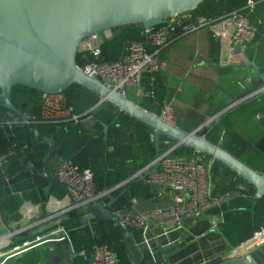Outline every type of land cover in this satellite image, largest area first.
I'll return each mask as SVG.
<instances>
[{
	"label": "crops",
	"instance_id": "obj_1",
	"mask_svg": "<svg viewBox=\"0 0 264 264\" xmlns=\"http://www.w3.org/2000/svg\"><path fill=\"white\" fill-rule=\"evenodd\" d=\"M213 30L225 31L226 34V38L219 42L216 61L210 54V31L207 29H200L177 38L160 52V59L166 64L161 75L165 89L164 100L167 98L173 100L176 126L188 131H194L212 118L226 116L227 128L221 131L219 143H223L228 152L249 167L262 173L264 154L256 149L255 144L264 138V120L255 119L258 114L255 115L254 106L231 107L239 99L255 92L250 90L249 81L256 72L242 56L233 54L232 46L228 42V30L219 25ZM255 66L260 74H264L257 64ZM254 98L260 103L264 102V94H258ZM152 99L151 111L158 115L164 100L157 102ZM145 100L147 97L137 104L140 105ZM93 124L92 118L83 121V126L88 130ZM128 126L127 136L130 139L118 137V142L126 144L133 140L135 149L132 154H119L114 158L120 161L123 159V166L118 174L124 178L107 180L109 175L115 173L109 170V173L101 175L96 180V185L101 190L113 189L123 183L157 154L158 136L142 127L134 126L132 122H128ZM49 136V132L36 129L32 131L30 142L34 151L39 153V158L33 162H25L21 170L1 178L0 196H13L20 205L17 211L8 213L5 218L0 215V236L7 234L6 225L12 230L31 226L35 233L44 234L40 237L38 245L8 260L6 264H84L90 253L83 248L75 252L71 239L70 246L66 243L43 242L46 236L57 232L59 228H64L76 241H91L93 246L102 243L107 246V239L111 233L114 235L115 231L119 239V249L123 251L130 264H200L229 253L231 246L219 232L211 228V222L222 221L221 213L213 211V208L204 216L184 218L179 229L168 233L149 228L133 229L124 233L122 229L113 228L116 224L105 222L97 226L94 220L77 227L68 216L62 215L64 209L68 207L65 205L64 192L51 186L42 176V160L49 150L44 141ZM109 151L112 152V148H109ZM56 161L54 158L47 164L46 173L50 177L55 175ZM28 165H32L33 168L27 169ZM118 189L122 191L115 197L113 194ZM121 195L128 198L126 200L128 207L116 211L119 212V216L147 213L165 208L170 202L169 196L160 186L144 184L141 181L129 182L113 190L102 201L107 203L113 198L116 200L114 206ZM16 241L13 239L11 243ZM116 259L119 264V259Z\"/></svg>",
	"mask_w": 264,
	"mask_h": 264
},
{
	"label": "water",
	"instance_id": "obj_2",
	"mask_svg": "<svg viewBox=\"0 0 264 264\" xmlns=\"http://www.w3.org/2000/svg\"><path fill=\"white\" fill-rule=\"evenodd\" d=\"M204 1L0 0V106L22 115L11 101L12 89L17 86L42 95H57L77 85L148 127L155 136H164L174 145L186 147L195 154L222 164L252 186L253 199L259 200L264 197V172L255 171L218 144H213L205 134L164 122L159 115L110 90L96 77L84 74L76 61L80 44L92 34L134 26L153 29L167 23L173 16L193 11ZM232 51L234 55L242 56L256 72L249 81L250 90L264 94V74H260L255 64L247 59L245 49L233 46ZM106 131L107 126L104 125V135ZM44 144L49 150L42 160V176L51 186L64 192L65 205L69 206L71 200L67 188L56 175L50 177L46 173L47 164L57 156V145L52 138H47ZM30 168L33 166L28 165L27 169ZM115 201L110 198L107 203L90 204L70 221L75 222L77 227L86 225L89 220H94L97 226L108 222L118 225L124 233L132 231V226L122 224L114 217L112 206ZM6 230L7 235L0 241V252L22 247L25 243L34 246L37 244L35 241L44 235L35 233L31 226L12 230L6 225ZM216 231L219 232L217 228ZM13 239L17 241L11 243ZM237 249L234 252V248L230 247L228 254L200 264H264V245L246 253L242 246ZM84 264H90L88 257Z\"/></svg>",
	"mask_w": 264,
	"mask_h": 264
},
{
	"label": "built area",
	"instance_id": "obj_3",
	"mask_svg": "<svg viewBox=\"0 0 264 264\" xmlns=\"http://www.w3.org/2000/svg\"><path fill=\"white\" fill-rule=\"evenodd\" d=\"M257 3L256 0H247L242 8L223 15L215 23L205 18L192 20L187 13L173 16L161 26L149 30L142 29L144 42L126 43L121 57L115 62L105 61L101 50L104 42L112 38V30L92 34L80 44L77 54L78 68L84 74L96 77L110 90L126 96L136 104L140 103L143 98L152 96V92L146 91L142 85L144 74H163L166 64L160 59V52L175 39L200 29H207L215 40L222 42L226 38L225 31L213 30L219 25L229 31L228 42L232 47H242L246 50L255 38L264 33V28L260 32L258 26L249 21V17L252 15ZM153 80V78H150L151 83ZM128 93H130L131 98L128 97ZM258 94V91L247 94L231 107L239 106ZM102 103L99 101L90 111H93ZM158 115L164 122L176 125L172 99L167 98L161 103ZM218 118L208 120L194 131L197 134H204ZM255 119L258 121L264 120V113L258 114ZM82 121L81 114L75 113L74 108L68 104L65 96L57 94L42 96L37 116L25 113L19 115L18 118H14L11 122L26 125L39 122L50 124L70 122L78 125ZM221 140L222 137H220ZM178 147V145L173 144L167 150L158 152L153 159L126 181L113 189L101 192L96 191L91 170L79 169L70 159H57L55 175L67 188L71 200V204L64 209L62 215L68 216L74 212V217H76L84 212L88 205L103 203V198L113 190L129 182L141 181L144 184L160 186L170 198L169 205L165 208L135 216H119V212L114 211V217L122 224L130 225L134 229L149 228L168 233L179 229L184 218L194 219L204 216L208 210L219 207L224 201L223 198L213 197L212 167L214 160L195 153L190 157L174 156L173 152ZM10 154L12 152L0 157L1 175L6 172L10 165L8 159ZM211 226L213 230H216V222H211ZM6 235L0 236V241L4 240ZM43 240V242L66 243L70 246V236L64 228H59L57 232L51 233ZM40 241V239L35 241L37 244L34 246L25 243L22 247L0 252V264H6L8 260L31 250ZM262 245H264V229L255 232L249 240L240 246L243 247L244 253H246ZM237 251V247L234 248V252ZM89 253L90 264H118L113 252L105 245H95Z\"/></svg>",
	"mask_w": 264,
	"mask_h": 264
},
{
	"label": "trees",
	"instance_id": "obj_4",
	"mask_svg": "<svg viewBox=\"0 0 264 264\" xmlns=\"http://www.w3.org/2000/svg\"><path fill=\"white\" fill-rule=\"evenodd\" d=\"M246 1L205 0L196 9L187 14L191 16L192 20L205 18L215 23L223 15L242 8ZM256 1L258 3L255 5L249 21L257 25L261 32L262 28H264V0ZM142 29L141 26L113 29L112 38L102 45L101 50L104 60L107 62L117 61L122 55L124 45L128 42L143 43L144 35ZM209 49L213 60L216 61L219 52V42L212 37L211 33L209 34ZM246 54L249 60L257 64L261 71H264V33H261L247 47ZM76 61L79 64L78 58H76ZM150 78L154 79L152 83H150ZM142 83L146 91L152 92V98L157 102L164 100L165 89L161 75L144 74ZM62 94L65 96L68 104L74 108L75 113L81 114L83 121L88 118L93 119L94 124L89 130L83 126V121L78 125L70 122L56 124L39 122L30 125L12 123L11 121L14 118H18L19 115L9 112L0 106V157L12 152L8 157L10 165L4 174H0V182L2 181V177H8V175L21 170L25 162H33L39 158V153L34 151L30 142L31 132L35 129L49 132V138H52L57 145L56 159H70L79 169L91 170L93 176L95 175V185L97 178L109 173V170H113L115 173L114 175H109L107 180H121L124 178L118 174V171L123 166V159L120 161L114 158L119 154H132L136 145L133 140H130L126 144L118 142V137L130 139L127 136L129 130V126L127 127L128 122H132L134 126L142 127L147 131L152 132V130L118 112L117 109L106 102L100 104L93 111L88 112L100 100L96 95L77 85L71 86ZM42 96L38 92L17 86L12 89L11 101L21 114L27 113L37 116ZM152 98L147 97V100L140 104V106L152 112ZM241 105L242 107L254 106L255 115L264 113V102L260 103L256 101V98L250 99ZM225 117L221 116L215 120L204 134L210 142L218 144L227 150L223 143H219L221 131L227 128ZM104 125L107 126L105 135L103 133ZM157 141V153L173 145V142L164 136H158ZM255 147L261 154H264V138H261L255 144ZM109 148H112V152L109 151ZM173 154L177 157H184L193 154V152L186 147L180 146ZM212 176L214 179L213 197L224 199L219 207L213 208V211H217L222 215V221L217 224L216 228L227 243L231 247L236 248L249 240L255 232L264 229V197L255 201L253 199V187L217 161L213 162ZM107 185L109 184L107 183ZM95 188L97 192L104 190L99 189L97 185ZM107 189L105 188V190ZM121 191L118 189L113 195L116 197ZM122 195L114 204L112 211H119L128 207L126 201L128 198H123ZM19 205V201L13 196H0V215L5 218L8 213L17 211ZM252 208L253 212H251ZM74 216V212L68 215L70 219L74 218ZM115 227L117 228L116 230L121 229L118 225L113 228ZM69 236L75 252L82 248L86 249L88 253L90 252L93 247L91 241L78 242L70 233ZM117 238V234L115 235L114 231V235L111 233L106 244L113 251V254L117 255L116 258L119 259V264H130L126 260L123 251L119 249V239Z\"/></svg>",
	"mask_w": 264,
	"mask_h": 264
},
{
	"label": "rangeland",
	"instance_id": "obj_5",
	"mask_svg": "<svg viewBox=\"0 0 264 264\" xmlns=\"http://www.w3.org/2000/svg\"><path fill=\"white\" fill-rule=\"evenodd\" d=\"M128 97L131 98L130 93H128Z\"/></svg>",
	"mask_w": 264,
	"mask_h": 264
}]
</instances>
